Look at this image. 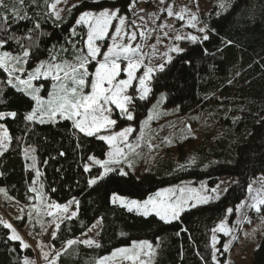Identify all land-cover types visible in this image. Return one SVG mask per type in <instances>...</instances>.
Returning a JSON list of instances; mask_svg holds the SVG:
<instances>
[{
	"label": "snow or ice",
	"instance_id": "obj_1",
	"mask_svg": "<svg viewBox=\"0 0 264 264\" xmlns=\"http://www.w3.org/2000/svg\"><path fill=\"white\" fill-rule=\"evenodd\" d=\"M17 2L23 6L26 0ZM67 2L44 0L46 15H42L46 22L51 20L55 28H62L69 20L73 23L67 29L63 44H52L47 50V58L39 59L37 37H51V33L39 31L42 27L40 16L33 19L15 4L9 9L6 0H0V9L3 10L0 14V73L3 74L0 79V157L14 142L9 132V121L23 122L25 135L34 131L35 125L58 126L67 122L76 150L83 153L86 145L94 141L102 151L103 158L94 153L82 155V170L87 174L86 187L98 190L113 183L129 184L134 178L138 179L135 177V161L144 148L152 150L160 146L155 143L158 136L150 124L166 114L159 110L168 93L160 91L157 96L155 89L168 88L169 77L177 63L192 66L194 56L209 55L208 46L213 44L214 38L221 44L233 42L221 40L218 28L208 23L199 26L202 23L199 16L187 6L176 10L174 0H77L66 12L58 8L59 4ZM31 3L34 7L40 6V0H31ZM141 3L153 10L140 7ZM230 4L231 0H223L218 5L220 21L226 18V12L231 11ZM22 21L31 23L32 27L26 29V34L17 35L12 25H19ZM178 21L183 22L182 26H176ZM184 28L194 29L196 34L185 32ZM185 44L191 45V50ZM161 45L163 51H160ZM46 84H50V90ZM9 89L20 95L9 100ZM153 100L156 101L154 104ZM14 103H18L23 111L14 108ZM147 104H152V107L147 119L140 122L137 129L138 112ZM258 123H264V120ZM23 139V136L15 138V142L20 144ZM161 143L171 145L172 140L164 137ZM23 153L25 159L32 161L28 167L35 171V178L28 188L32 194L28 197L30 204L25 206L27 210L20 209L21 215L16 219L22 221L26 216L33 228L40 225L41 232L36 235L51 228L50 241L61 239L62 225L69 227L79 217L80 201L72 197L61 204L46 197L43 184L36 186L37 178L42 175L36 167L37 148L26 144ZM65 155V151L58 152L60 157ZM3 175L0 172V177ZM224 184L221 181L211 188L205 183L198 188L177 185L162 188L146 199H132L122 194L120 189H114L110 190L109 202L142 218L155 217L162 225H176L179 228L176 235H180V232L187 231L181 226L185 214L227 197L230 189L222 187ZM247 191L252 194L250 202L227 207L226 217L247 208L264 218V181L255 188L248 184ZM3 192L5 189L0 188V193ZM102 219L99 218L87 232L82 231L80 237L62 239L60 248H56L54 243H39L44 264H61L62 256L76 246L101 248L99 240L88 233L98 228ZM241 221L251 222L244 213L235 226H229V222L222 219L210 230L209 257L212 264H227L219 257L230 252L237 239L235 230ZM0 226L6 230L5 244L18 242L20 252L31 247L13 223L0 219ZM99 235L97 231L95 236ZM223 237L228 239L224 241ZM12 250L16 251L15 248ZM155 255L156 247L152 242L133 241L127 247H117L108 255L100 256L96 264H153ZM197 255L202 264H208L199 251ZM19 264L36 262L23 256Z\"/></svg>",
	"mask_w": 264,
	"mask_h": 264
},
{
	"label": "trees",
	"instance_id": "obj_2",
	"mask_svg": "<svg viewBox=\"0 0 264 264\" xmlns=\"http://www.w3.org/2000/svg\"><path fill=\"white\" fill-rule=\"evenodd\" d=\"M210 1L211 11L202 23L218 28L221 40L233 43L221 44L214 38L213 44L208 46L209 55L194 56L192 66L177 63L169 77L168 88L155 89L156 92H167V105L176 106L179 114L188 116L191 124L201 130H198L199 137L189 136L178 145L176 159L159 161L154 170L142 176L135 175L138 179L134 178L129 184L113 183L108 188L93 190L86 187L87 174L82 170V155L94 153L103 158L97 142L86 145L82 153L75 149L67 122L58 126L35 125L34 131L27 135L23 122H8L14 142L0 157V172L4 173L0 177V186L20 204L30 203L28 197L32 194L28 188L35 178V171L28 167V159L24 157L23 147L27 144L37 148L36 163L42 173L41 182L47 197L61 204L72 197L80 201L77 220L69 227L62 225L61 239L52 241L56 248H60L62 239L80 237L82 231L87 232L99 218H103L99 235L102 247L76 246L62 256L61 264H96L100 256L139 240H149L155 245L153 264H202L197 251L208 260V264H212L209 257L210 230L227 218V207L240 204L246 198L248 184L264 176V123H258L264 120V0H231V11L225 13L226 18L222 21L217 16L222 0ZM6 2L9 9L15 4L33 19L40 16L42 27L39 31L51 33V37H37L39 59L47 58V50L52 44H63L73 20L62 28H55L51 20L46 22L44 19V0H40L39 7H34L31 0H26L23 6L17 0ZM12 27L20 35L26 34L32 24L22 21ZM15 47L13 44L12 48ZM187 47L192 48L191 45ZM217 48L220 50L216 51ZM19 95L8 90L9 100H15ZM13 107L23 111L18 103ZM144 113L145 109L138 112L140 117ZM21 136L24 139L17 144L15 138ZM61 150L66 152L63 157L58 156ZM224 176L231 179L227 197L185 214L181 226L187 231L180 232V235H176L179 230L176 225H162L155 217L142 218L109 202L110 190L114 189H120L122 194L131 198L146 199L158 190L186 179H208L209 184L215 186ZM235 181L239 183H233ZM53 188L55 192L51 191ZM17 225L20 227L22 223L19 221ZM5 231L0 226V264H19L23 256L34 255L31 247L20 252L18 242L5 244ZM14 248L16 251L12 250ZM219 259L227 261V255ZM250 264H264V232Z\"/></svg>",
	"mask_w": 264,
	"mask_h": 264
},
{
	"label": "rangeland",
	"instance_id": "obj_3",
	"mask_svg": "<svg viewBox=\"0 0 264 264\" xmlns=\"http://www.w3.org/2000/svg\"><path fill=\"white\" fill-rule=\"evenodd\" d=\"M210 2H211L210 0H174L176 10H179L180 8L187 6L193 13L199 16L201 22L203 21V18L206 15H208L211 11ZM74 3H77V0H68L67 4L61 3L58 5V8H63L65 9L66 12L67 8L71 7V5ZM140 7H148L149 11L153 10L151 7H149L144 3H141ZM169 22L172 21L170 20ZM175 23L177 27H180L183 24L182 21H178ZM199 26H203V23H201ZM184 31L192 32L193 34H196L195 30L191 28H184ZM165 43H168V41H165ZM184 46L187 47L188 45L185 44ZM163 50H164L163 45H161L160 51ZM46 88L50 90V84H46ZM159 93L160 92H157V96H159ZM44 94L46 95V92ZM166 101L167 100L163 102L159 110L161 113L166 112V114L160 115L158 119L153 120L150 124V128L158 136V138L155 139V143L160 146L152 150L148 148H144L142 155L138 157L135 161L136 163L135 175L137 176H142L148 171L154 170L158 166L159 161L168 160L169 158L176 159L177 147L186 139L185 137L187 138L189 136L199 137L198 134L199 132L198 130H200L199 126L198 128H195V126L191 124L190 118H188V116L179 114V112L176 110L177 107L167 105ZM155 102L156 101L153 100L152 104H154ZM152 104H147L145 107L140 109V111L145 109V113L141 114L142 117H140V114L137 115V120L135 122L137 129H139V123L147 119L148 112L151 109ZM187 126H190V129ZM164 137H169L172 140L171 145H166L161 143ZM31 163H32L31 159H28V164L31 165ZM36 167L38 168L37 163H36ZM38 169L40 170V168ZM37 179H38V183L36 186L39 187L42 184L41 177ZM221 181L225 182V184L222 185V187L229 188L231 182L229 176L222 177L221 179H219L217 183ZM262 181H264V176H259L258 178L253 180L251 184L253 185L254 188L259 187ZM201 183H205L209 188L215 187L209 184L208 179H203L198 181L194 179H186L176 184L166 186L164 188L175 187L177 185H185V184L190 187L198 188ZM0 188H4V187L0 186ZM43 190L45 192L44 187ZM251 195L252 194L247 193L246 198L241 203L250 202ZM25 206L26 205L24 204L17 203V200L11 197V195L7 192L6 189L5 192L0 193V219H4L13 223V225L17 228L20 235L31 246L34 255L29 258L34 260L36 264H44L43 258L41 256V249L38 247V244L41 242L46 245L52 243V241H50V236H49V233L52 229L48 228L47 232H44L41 235H35V232L37 230L38 232H41L40 225L36 224L35 227L33 228V226L29 223L28 218L26 216L24 220L20 221V223H22V226L19 227L17 225V222L19 221L16 219V217L21 215L20 212L21 208H25V210H27ZM244 213L247 214L251 222L249 223L247 221H241L240 227L235 230L237 239L233 242L230 252L226 254L227 264H250L253 252L256 249L258 242L264 232V218L258 216L255 212L247 208L242 210L241 213L234 212L231 216H227L226 220L229 222V226H235L237 221L241 220V217ZM44 219L47 220V218ZM100 230H101V223L98 228H93L92 232H89L88 234L89 236H93L95 239L99 240V236H95V233L97 231H99L100 233ZM29 233H32V235H29ZM219 235L222 236V234ZM227 239H228L227 237L223 238L224 241H226ZM44 250L47 251L48 249L45 248ZM153 262H154V258H153Z\"/></svg>",
	"mask_w": 264,
	"mask_h": 264
}]
</instances>
